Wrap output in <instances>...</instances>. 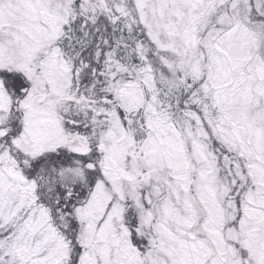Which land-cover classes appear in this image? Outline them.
Masks as SVG:
<instances>
[{"label": "snow or ice", "instance_id": "obj_1", "mask_svg": "<svg viewBox=\"0 0 264 264\" xmlns=\"http://www.w3.org/2000/svg\"><path fill=\"white\" fill-rule=\"evenodd\" d=\"M0 264H264V0H0Z\"/></svg>", "mask_w": 264, "mask_h": 264}]
</instances>
